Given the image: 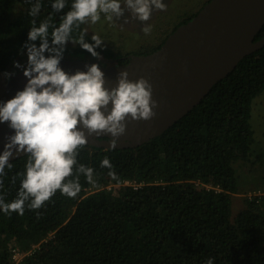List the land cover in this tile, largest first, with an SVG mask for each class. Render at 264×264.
I'll return each instance as SVG.
<instances>
[{
    "label": "trees",
    "instance_id": "1",
    "mask_svg": "<svg viewBox=\"0 0 264 264\" xmlns=\"http://www.w3.org/2000/svg\"><path fill=\"white\" fill-rule=\"evenodd\" d=\"M41 5L32 17L29 0H0L4 74L20 70L15 61L27 64L23 45L34 19L39 24L51 15L59 22L62 13H53L50 0ZM263 36L264 26L255 40ZM85 40L94 43L87 33ZM96 51L117 64L130 59L102 45ZM64 54L97 58L71 38ZM263 92L264 47L245 56L199 104L151 140L135 147L81 146L78 161L94 169L93 182L80 174L75 197L57 190L39 209L26 201L22 215L0 211V264H14L9 244L33 248L20 264H206L209 258L214 264H264V193L246 197L245 206L233 211V196L241 190L236 162L242 161L240 168L259 159L252 151L251 112ZM105 156L111 167L101 166ZM27 159L28 154L11 161L13 167L0 178L6 202L17 197ZM254 186L264 187V173Z\"/></svg>",
    "mask_w": 264,
    "mask_h": 264
},
{
    "label": "clouds",
    "instance_id": "2",
    "mask_svg": "<svg viewBox=\"0 0 264 264\" xmlns=\"http://www.w3.org/2000/svg\"><path fill=\"white\" fill-rule=\"evenodd\" d=\"M29 3V15L37 17L41 0ZM68 5L69 0H50L53 13H62L58 23L52 21L51 15L39 24L32 21L23 45L27 64L14 62L15 68L23 70L27 82L12 98L0 102V123L8 122L14 130L0 152V178L6 175V168L13 167L9 161L14 151L28 154L17 197L6 202L0 194V211L6 214L17 211L22 215L26 201L29 208L39 209L57 190L75 197L81 190L80 174L93 182L94 169L78 161L79 148L88 143L84 128L98 137L110 133L111 147L116 148L129 115L134 120L155 115L157 102L152 99L149 80H131L127 71H121L116 87L110 89L105 86V73L99 64L88 65L87 71L68 73L60 61L70 38L92 56H100L96 48L103 38L94 32V43L87 42V28L82 25L96 24L102 17L113 21L126 10L139 21H148L154 9L166 8L164 0H71ZM151 30L150 24L142 28L145 34ZM4 75L10 78L14 73ZM81 124L83 128L78 126ZM101 166L111 167L107 156ZM206 264H214V258L207 259Z\"/></svg>",
    "mask_w": 264,
    "mask_h": 264
},
{
    "label": "water",
    "instance_id": "3",
    "mask_svg": "<svg viewBox=\"0 0 264 264\" xmlns=\"http://www.w3.org/2000/svg\"><path fill=\"white\" fill-rule=\"evenodd\" d=\"M264 26V0H208L190 20L176 27L161 47L149 53L129 55L125 64L117 59L65 58L60 66L68 73L87 71L99 64L105 86L116 87L119 73L129 79L143 77L152 84L155 115L147 120L126 118V131L116 147H135L166 131L199 104L213 85L231 73L247 55L264 47V36L255 40ZM27 82L23 70L5 77L0 63V102L12 98ZM110 107V106H109ZM83 128V125H78ZM88 143L111 147V134L88 133ZM14 133L8 122L0 123V152ZM25 152H15L10 161Z\"/></svg>",
    "mask_w": 264,
    "mask_h": 264
},
{
    "label": "rangeland",
    "instance_id": "4",
    "mask_svg": "<svg viewBox=\"0 0 264 264\" xmlns=\"http://www.w3.org/2000/svg\"><path fill=\"white\" fill-rule=\"evenodd\" d=\"M207 1L164 0L166 8L154 9L148 21H139L130 10H126L122 17L114 18L113 21L104 20L102 17L101 21L96 24H85V28L90 36L94 32L98 33L103 38L101 45L106 51H112L114 56L138 54L164 42L163 40L168 34L183 24L184 19L190 14L199 11ZM145 24L152 26V30L148 34L142 31ZM69 55L64 54L63 57L70 58ZM100 58L115 59L109 56ZM251 114V123L255 132L252 151L254 156L259 155V159L255 165L252 164V161H246L241 164L240 168L237 167V163L242 161L236 162L241 190L233 196L234 213L245 206L244 199L250 192L261 188L254 184L262 181L264 173V92L254 99ZM8 246L12 247L13 245L9 244ZM25 258L19 261L13 259V263L20 264Z\"/></svg>",
    "mask_w": 264,
    "mask_h": 264
},
{
    "label": "built area",
    "instance_id": "5",
    "mask_svg": "<svg viewBox=\"0 0 264 264\" xmlns=\"http://www.w3.org/2000/svg\"><path fill=\"white\" fill-rule=\"evenodd\" d=\"M126 183H128V184H132V185L135 186L136 188L139 187L138 183H137V182H134V181H126ZM108 187L110 188V186H108ZM206 187H207L208 189L214 188V189L217 190V191H220V190H221L220 187H218V186H213V185H211V184L206 185ZM92 189H93V188H90L89 190L92 191ZM263 193H264V187H261V188L257 189V191L250 192V193L247 195V197L251 199L253 195H256V194H257V195H261V194H263ZM11 253H12V258H13L14 260H16V261H19V260L23 259L24 257H26V256H28V255H31V254L33 253V248L30 249V250H26V251H25V250L20 249L19 246H15V245H13V246L11 247Z\"/></svg>",
    "mask_w": 264,
    "mask_h": 264
}]
</instances>
